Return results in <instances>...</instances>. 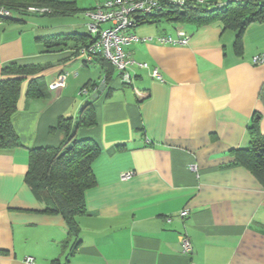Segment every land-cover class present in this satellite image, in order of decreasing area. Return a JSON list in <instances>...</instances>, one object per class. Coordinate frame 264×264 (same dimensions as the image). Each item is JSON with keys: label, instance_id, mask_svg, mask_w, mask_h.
<instances>
[{"label": "crops", "instance_id": "0c3cea01", "mask_svg": "<svg viewBox=\"0 0 264 264\" xmlns=\"http://www.w3.org/2000/svg\"><path fill=\"white\" fill-rule=\"evenodd\" d=\"M72 1L71 14L27 12L0 21V79L12 76L4 68L13 62L41 66L24 79L12 118L22 145L0 151V264H32L30 256L33 264H264V184L235 160L249 147L254 123L264 133V62H254L264 56V18L243 28L219 16L135 26L152 39L124 49L158 67L164 81L134 67L125 83L115 68L93 104L97 124L78 129L100 152L72 250L67 221L46 212L26 181L29 148L63 143L66 132L52 130L59 116L75 118L107 74L99 56L87 61L74 48L89 41L82 38L89 32L85 11L105 0ZM179 30L190 35L187 44L155 40ZM48 40L65 48L46 51ZM64 72L65 85L55 86ZM35 78L44 96L28 95ZM128 170L135 174L122 179ZM186 232L189 255L181 244Z\"/></svg>", "mask_w": 264, "mask_h": 264}, {"label": "trees", "instance_id": "16d2710c", "mask_svg": "<svg viewBox=\"0 0 264 264\" xmlns=\"http://www.w3.org/2000/svg\"><path fill=\"white\" fill-rule=\"evenodd\" d=\"M223 0H187L183 6L174 4L172 0H161L164 8L158 12L139 17L138 25L147 21L167 20L183 21L192 20L205 22L212 16H219L227 26L243 28L245 25L264 18V0H243L229 2L224 7H217ZM30 6H46L52 14H71L76 11V3L72 0H0V8L9 9L13 15L29 12ZM242 30H239L241 33ZM89 41L74 46L79 53L82 46L93 41V36L88 32L82 36ZM239 38V36H238ZM239 41L237 42V44ZM48 48L61 47L60 41H45ZM102 65L107 68L105 82L111 80L115 67L112 63L99 56ZM41 66L22 65L13 62L4 68V74L11 77L0 79V151L12 150L21 146L20 137L13 124V115L17 111V103L21 94L24 79L37 73ZM88 85V84H87ZM94 89L98 84L93 83ZM42 83L36 78L28 88L31 97L44 96ZM83 88V89H84ZM87 106L81 117L79 128L92 127L97 124L95 109ZM74 118L60 115L56 127L66 132V139L58 146H40L29 148V168L26 175L28 185L45 202L46 212L63 215L69 226V235L75 237L72 250L78 246L79 225L77 216L86 213V191L96 185V177L92 163L100 152V147L93 139H82L78 132L73 135ZM236 163H241L249 168L264 184V133L256 122L251 127V142L248 148L238 149L235 155ZM60 263L59 260L54 264Z\"/></svg>", "mask_w": 264, "mask_h": 264}, {"label": "built area", "instance_id": "2783aa9c", "mask_svg": "<svg viewBox=\"0 0 264 264\" xmlns=\"http://www.w3.org/2000/svg\"><path fill=\"white\" fill-rule=\"evenodd\" d=\"M174 4L183 6L187 0H172ZM204 0H200L203 2ZM241 2L243 0H225L218 3L217 7H224L229 2ZM164 8L161 0H105L103 3L96 5L94 8L85 11L87 18V27L93 36V41L80 48L79 54L87 61H93L97 56H103L109 60L118 70L122 80L125 83L133 81L132 69L134 67L148 69L150 75L158 80L164 81V77L158 67H151L147 62H140L130 56L124 49L126 45L134 42L148 41L152 37H140L134 31L138 24L139 17H147L150 14L158 12ZM29 12L46 13L50 8L46 6H30ZM13 16V13L4 7L0 8V21ZM107 24V26H105ZM190 35L183 30H179L176 36L159 35L155 40L160 43L170 44H187ZM256 64L264 62V56L254 57ZM68 72L61 73L55 80V86H64ZM81 92H88L84 88ZM146 144H151L147 139ZM195 170L196 166L191 165ZM135 174L134 170H128L121 173L124 180L130 179ZM189 214L188 209H183L180 215L185 218ZM182 250L184 254H192L193 244L190 235L186 232L181 238ZM28 263H34L33 257H27Z\"/></svg>", "mask_w": 264, "mask_h": 264}, {"label": "water", "instance_id": "95a60500", "mask_svg": "<svg viewBox=\"0 0 264 264\" xmlns=\"http://www.w3.org/2000/svg\"><path fill=\"white\" fill-rule=\"evenodd\" d=\"M106 88V82L103 81L99 88H97L92 94H90V96L85 100L84 104L80 107L77 115L74 118V123H73V129H72V133L73 135L76 134L78 132L79 129V123H80V117L84 111V109L91 105L92 103H94V101L96 99L99 98L100 94L102 93V91Z\"/></svg>", "mask_w": 264, "mask_h": 264}, {"label": "rangeland", "instance_id": "374dc122", "mask_svg": "<svg viewBox=\"0 0 264 264\" xmlns=\"http://www.w3.org/2000/svg\"><path fill=\"white\" fill-rule=\"evenodd\" d=\"M105 26H107V24Z\"/></svg>", "mask_w": 264, "mask_h": 264}]
</instances>
